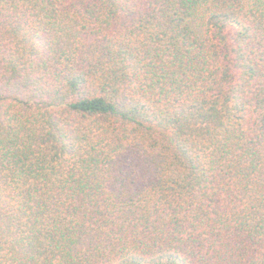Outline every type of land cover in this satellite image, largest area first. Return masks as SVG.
<instances>
[{"label": "trees", "instance_id": "16d2710c", "mask_svg": "<svg viewBox=\"0 0 264 264\" xmlns=\"http://www.w3.org/2000/svg\"><path fill=\"white\" fill-rule=\"evenodd\" d=\"M0 264H264V0H0Z\"/></svg>", "mask_w": 264, "mask_h": 264}]
</instances>
